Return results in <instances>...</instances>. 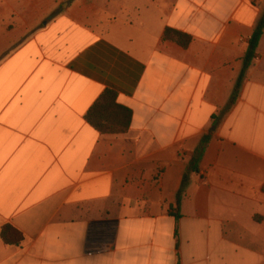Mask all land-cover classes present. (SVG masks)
<instances>
[{
    "label": "crops",
    "instance_id": "1",
    "mask_svg": "<svg viewBox=\"0 0 264 264\" xmlns=\"http://www.w3.org/2000/svg\"><path fill=\"white\" fill-rule=\"evenodd\" d=\"M263 10L0 0V230L23 235L0 238V264H264V33L220 116ZM167 28L189 46L163 40ZM106 89L132 112L124 134L85 120Z\"/></svg>",
    "mask_w": 264,
    "mask_h": 264
},
{
    "label": "trees",
    "instance_id": "2",
    "mask_svg": "<svg viewBox=\"0 0 264 264\" xmlns=\"http://www.w3.org/2000/svg\"><path fill=\"white\" fill-rule=\"evenodd\" d=\"M264 33V10L256 23L253 32L248 40L245 54L242 59V68L237 78L229 101L220 116L225 114L236 102L239 91L244 80L245 73L249 68L252 60L256 57V50L259 40ZM163 40L173 41L182 48H187L191 42V37L179 31L172 29H165L163 32ZM117 95L113 90H104L98 98L93 102L85 114V120L98 132L102 134H124L128 131L132 112L129 108L117 103ZM212 127L215 128L219 116L212 117ZM210 139V134H205L200 139L195 148L192 157L188 161L185 172L183 174L179 190L176 194L175 217L176 221L179 219V205L183 191L189 182V174L198 171V165L202 159L205 146ZM176 247L178 248V228L175 229ZM0 238L4 244L19 245L23 240V235L14 227L4 225L0 230ZM176 264H180V258L177 254Z\"/></svg>",
    "mask_w": 264,
    "mask_h": 264
}]
</instances>
